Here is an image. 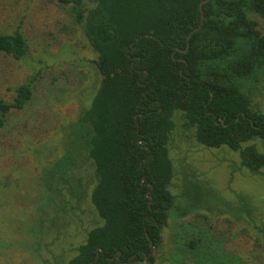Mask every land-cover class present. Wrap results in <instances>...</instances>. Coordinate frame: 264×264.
<instances>
[{
    "label": "trees",
    "instance_id": "1",
    "mask_svg": "<svg viewBox=\"0 0 264 264\" xmlns=\"http://www.w3.org/2000/svg\"><path fill=\"white\" fill-rule=\"evenodd\" d=\"M57 1L72 5L102 75L78 123L90 127L91 200L104 222L66 264L152 262L174 204L176 112L199 143L227 145L255 173L264 166V152L251 143L264 139V112L253 104L264 88V34L251 17H264V0ZM27 49L21 31L0 33V52L18 59ZM31 82L18 85L12 101L0 97V125L32 98ZM214 242L199 233L187 249L198 264H243Z\"/></svg>",
    "mask_w": 264,
    "mask_h": 264
},
{
    "label": "rangeland",
    "instance_id": "2",
    "mask_svg": "<svg viewBox=\"0 0 264 264\" xmlns=\"http://www.w3.org/2000/svg\"><path fill=\"white\" fill-rule=\"evenodd\" d=\"M251 17L264 34V17ZM17 30L28 49L18 59L0 52V97L14 100L27 81L33 95L0 125V264H66L88 231L104 222L91 200L90 127L78 123L102 78L98 52L72 5L57 0H0V33ZM253 98L264 112V88ZM174 119L169 152L175 197L163 242L154 261L130 264H198L187 242L204 232L223 254L264 264V166L253 172L227 145L199 143L180 112ZM251 143L264 152V139Z\"/></svg>",
    "mask_w": 264,
    "mask_h": 264
},
{
    "label": "water",
    "instance_id": "3",
    "mask_svg": "<svg viewBox=\"0 0 264 264\" xmlns=\"http://www.w3.org/2000/svg\"><path fill=\"white\" fill-rule=\"evenodd\" d=\"M203 2H204V1H202V2L200 3L201 13H202V22L204 21V10H203V8H202V4H203Z\"/></svg>",
    "mask_w": 264,
    "mask_h": 264
}]
</instances>
